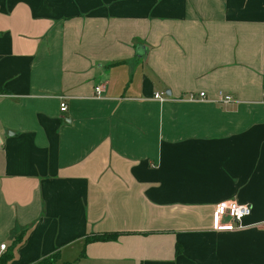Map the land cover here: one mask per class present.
I'll list each match as a JSON object with an SVG mask.
<instances>
[{"label": "crops", "instance_id": "obj_1", "mask_svg": "<svg viewBox=\"0 0 264 264\" xmlns=\"http://www.w3.org/2000/svg\"><path fill=\"white\" fill-rule=\"evenodd\" d=\"M263 93L264 0H0V264H264Z\"/></svg>", "mask_w": 264, "mask_h": 264}, {"label": "built area", "instance_id": "obj_2", "mask_svg": "<svg viewBox=\"0 0 264 264\" xmlns=\"http://www.w3.org/2000/svg\"><path fill=\"white\" fill-rule=\"evenodd\" d=\"M95 95L98 96L101 92L100 87L94 88ZM152 98L158 101H163L158 93H154ZM264 100V93L262 94ZM205 94L203 92L187 93L181 101L185 102H198L204 101ZM217 100L221 103L228 104L232 101L231 97L225 94H218ZM66 110L65 104H59V111L64 112ZM250 207L243 204H238L235 201L218 202L214 205L211 212V228L216 232H231L233 230L241 229L242 220L249 216ZM4 245L0 246L3 249Z\"/></svg>", "mask_w": 264, "mask_h": 264}, {"label": "trees", "instance_id": "obj_3", "mask_svg": "<svg viewBox=\"0 0 264 264\" xmlns=\"http://www.w3.org/2000/svg\"><path fill=\"white\" fill-rule=\"evenodd\" d=\"M112 236H95L94 238H92L91 240H95V241H104V240H108L110 239ZM53 259V258H52ZM51 259V260H52ZM50 260H45V263L42 264H52V261L49 262Z\"/></svg>", "mask_w": 264, "mask_h": 264}]
</instances>
